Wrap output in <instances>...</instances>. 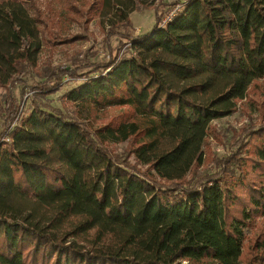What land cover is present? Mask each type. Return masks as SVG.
Listing matches in <instances>:
<instances>
[{"label":"trees","instance_id":"16d2710c","mask_svg":"<svg viewBox=\"0 0 264 264\" xmlns=\"http://www.w3.org/2000/svg\"><path fill=\"white\" fill-rule=\"evenodd\" d=\"M155 1H70L45 14L33 0H0V264H264V93L258 121L212 171L196 170L205 138L218 136L212 119L264 85V0H188L163 26L156 5L150 31L121 33L129 56L85 64L63 95L72 114L41 99L79 66H47L10 127V86L44 43L71 39L73 15L97 16L109 40Z\"/></svg>","mask_w":264,"mask_h":264},{"label":"rangeland","instance_id":"374dc122","mask_svg":"<svg viewBox=\"0 0 264 264\" xmlns=\"http://www.w3.org/2000/svg\"><path fill=\"white\" fill-rule=\"evenodd\" d=\"M70 1L81 5L86 0H33V4L43 13L48 11L54 12L59 8L67 7ZM179 0H156L150 7H137L130 14V23L128 26L117 29V34L112 35L109 40L105 39V33L99 23L97 16L86 23L79 15H73L76 20L69 22L66 26L64 36L71 38L69 41L56 43L54 45L43 44L36 59V66L29 67L24 75L20 76V80L15 85H11L10 89L12 95L19 103V111L10 127L15 123H19V118L26 116L32 109V95L33 91L30 89L33 83L43 78V73L46 67L53 65H63L73 63L79 66L74 78L66 76L65 81L57 88L48 92L41 100L51 104L52 106L60 108L63 112L72 114L73 106L68 103L63 95L73 86L83 81L86 77L85 71L89 70L90 66H86L87 62L96 63L100 61H107L110 53L116 54L117 58L129 56L131 50L129 49L130 39L122 37L121 33L126 32L132 35L146 33L152 29L155 22L153 7L157 5L159 21ZM32 2H27L26 8L29 15L33 13ZM69 10L73 14L72 10ZM30 22V21H29ZM121 36H120V35ZM110 50V52H109ZM105 71V70H104ZM95 74V72L93 73ZM264 93V85H251L247 91L244 99L236 102V110L229 115L212 119V125L215 128L217 137L209 135L205 138L202 147L203 155L201 161L196 168L197 172L205 170L212 171L214 169L213 158L220 153L226 152L232 145L234 135L245 124L250 121H258L259 114L257 110L258 101L260 102L261 94ZM6 88L0 85V138L8 136V132L1 133L4 127V96ZM41 98V97H40ZM108 115L117 112L115 107L107 109ZM21 120V119H20ZM8 131V130H7ZM125 146V142L111 144L115 152L121 154ZM132 160V158H131ZM239 176V171H236V177ZM244 235H248L250 230L248 227L243 228Z\"/></svg>","mask_w":264,"mask_h":264},{"label":"built area","instance_id":"2783aa9c","mask_svg":"<svg viewBox=\"0 0 264 264\" xmlns=\"http://www.w3.org/2000/svg\"><path fill=\"white\" fill-rule=\"evenodd\" d=\"M188 0H179L170 10L166 12V14L163 16L162 19H160L159 26H163L167 21H169L179 10L182 8V6L187 2ZM9 141V135L6 137L0 138L1 142H7Z\"/></svg>","mask_w":264,"mask_h":264}]
</instances>
